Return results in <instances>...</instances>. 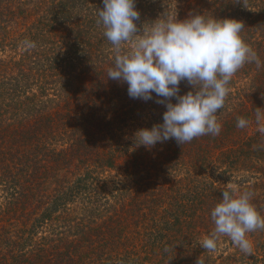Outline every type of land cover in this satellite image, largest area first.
I'll use <instances>...</instances> for the list:
<instances>
[{
	"label": "trees",
	"instance_id": "1",
	"mask_svg": "<svg viewBox=\"0 0 264 264\" xmlns=\"http://www.w3.org/2000/svg\"><path fill=\"white\" fill-rule=\"evenodd\" d=\"M0 264H264V0H0Z\"/></svg>",
	"mask_w": 264,
	"mask_h": 264
}]
</instances>
